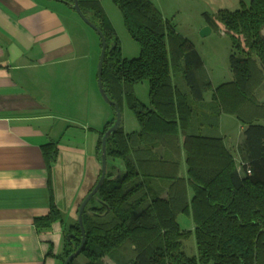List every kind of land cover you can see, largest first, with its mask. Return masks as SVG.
Segmentation results:
<instances>
[{"label": "trees", "instance_id": "1", "mask_svg": "<svg viewBox=\"0 0 264 264\" xmlns=\"http://www.w3.org/2000/svg\"><path fill=\"white\" fill-rule=\"evenodd\" d=\"M57 1L74 9L73 0ZM113 1L140 45L136 58L123 57L119 38L99 4L81 0L79 4L86 16V9L94 11L98 21H91L107 40L106 92L121 108L127 98L141 130L127 132L120 125L107 138V161L113 158L123 169L120 175L107 170L86 206V242L70 264H108L106 257L115 264H264V115L247 111L249 105L264 109V102L254 97L264 81V0L241 1L240 9L219 11L218 22L233 42V80L217 87L202 72L204 61L195 44L178 33L151 0ZM205 20L212 28L217 26L207 13ZM172 65L182 69L187 89L174 82ZM143 80L150 84L149 105L133 92ZM209 91L212 99L205 102ZM113 111L114 117L99 133L100 161L102 137L116 119L114 106ZM223 113L245 125L239 164L219 131ZM42 147L51 169L59 153L57 144ZM183 151L187 177L180 175ZM80 205L77 217L65 220L67 208L53 198L50 213L35 219L38 231L47 232L60 220L68 224L63 253L55 256L59 264L82 242ZM180 213L194 221L197 254H188L183 246L192 230L182 228ZM48 255L54 256L52 244ZM80 256L85 258L82 263Z\"/></svg>", "mask_w": 264, "mask_h": 264}, {"label": "crops", "instance_id": "2", "mask_svg": "<svg viewBox=\"0 0 264 264\" xmlns=\"http://www.w3.org/2000/svg\"><path fill=\"white\" fill-rule=\"evenodd\" d=\"M62 7L53 0H0V264H59L62 223L38 231L35 219L50 213L53 198L64 197L54 180L63 158L97 172L99 133L114 117L98 88L101 42L81 45L71 27L75 14ZM232 80L233 73L222 83ZM211 99L205 93L204 101ZM243 139L237 151L227 145L238 164ZM50 142L59 150L51 169L42 147ZM184 162L183 151L181 167Z\"/></svg>", "mask_w": 264, "mask_h": 264}, {"label": "rangeland", "instance_id": "3", "mask_svg": "<svg viewBox=\"0 0 264 264\" xmlns=\"http://www.w3.org/2000/svg\"><path fill=\"white\" fill-rule=\"evenodd\" d=\"M58 6H64L70 8V10L75 14V22L77 25L71 23V27L76 31V38L81 43V45L86 42H94L99 44L101 38L97 31L87 24L69 5L53 0ZM81 1H91L94 4H99L103 13L106 15L107 19L110 21L116 36L119 38L121 43V50L123 57L127 59H133L140 55V45L135 41L130 33L128 32L126 25L124 23V18L121 10L115 4L113 0H81ZM155 7L162 13L163 17L170 20L173 25H175L176 30L185 38L191 40L196 49L199 51L204 65L202 72H204L211 80L213 86H217L224 81L232 79V72L230 68V57L233 49L232 38L229 33L226 32L224 26L218 22V13L222 9H228L234 11L240 9L241 1L248 0H151ZM63 8V7H62ZM87 16L90 20L98 21L95 16L94 11L88 10ZM205 13L209 14L217 23V26L211 27L210 31H204L206 24ZM204 31V32H203ZM206 33V34H203ZM111 44L112 39H110ZM101 52V49H100ZM173 80L175 83L181 85L183 89L186 88L185 81L182 80V70L172 65ZM99 88V87H98ZM100 91V90H99ZM149 91L150 84L148 80H143L136 83L133 86V92L135 96L140 99L143 103H149ZM101 94V93H100ZM103 97V96H102ZM257 100H264V81L259 87L256 88L255 96ZM104 99V98H103ZM105 102V101H104ZM113 109V105L108 102L105 103ZM122 126L125 131H140L141 125L139 121L134 116L133 111L130 109L127 98L123 99L122 103ZM247 111L250 113L258 112L264 115V109L257 110L253 105L247 107ZM257 113V114H258ZM71 123L77 122L74 118L69 119ZM69 121V122H70ZM64 122V123H69ZM75 124V123H74ZM79 125V123L77 124ZM244 124L233 114L223 113L220 117L219 131L224 136L226 145L230 146L233 151H237V145L243 139V127ZM179 151H174V157L178 156ZM98 157L100 155L98 154ZM112 159L109 158L107 161V170L120 175L114 166H112ZM100 160V158H99ZM67 157L63 158L62 162L58 167L55 168V183L60 196L64 197L59 202L63 208H67L65 220H72L77 217L76 209L78 204L82 203V200L87 196L89 189L95 185L99 174L101 171V162L98 161L97 172L91 173L90 168L83 172L82 168L74 166L73 162ZM241 161V160H240ZM97 163V164H98ZM123 163V162H122ZM181 167L184 174L186 172L185 162ZM118 166V165H117ZM121 169L122 167L119 166ZM119 168V169H120ZM189 192H191V186L188 187ZM193 191V190H192ZM73 216V217H72ZM62 226L65 228L68 226L61 220ZM178 222L183 229L192 230V234L183 240V246L188 254H197V242L195 238V224L191 216L184 213L178 215ZM66 225V226H65ZM78 262L82 263L85 261L84 256L78 257ZM106 263L114 264L109 258H105Z\"/></svg>", "mask_w": 264, "mask_h": 264}, {"label": "water", "instance_id": "4", "mask_svg": "<svg viewBox=\"0 0 264 264\" xmlns=\"http://www.w3.org/2000/svg\"><path fill=\"white\" fill-rule=\"evenodd\" d=\"M73 7L76 10V12L79 14V16L87 24H89L92 28H94L97 31V33L99 34V36L101 38L102 47H101V54H100V58H99V62H98V87H99L100 93L103 96L104 100L115 107L116 119H115L114 124L105 131V133L102 137V146H101V165L102 166H101L100 178H99L97 184L95 185V187L83 199V201L80 205V208H79L78 221H79V224H80V227L82 230V234H83L82 242H81L80 246L77 248V250L75 252L71 253L66 258L64 264H70V262L81 253V251L85 245L86 234H85V228H84V224H83L84 210L86 209V206L91 201V199L94 197V195L98 192V190L100 189V187L102 186V184L106 178V174H107V138L113 132H115L120 127V125L122 123V109L115 101H113L109 98V96L106 92V89L104 87V83H103V64H104L106 51L108 48L106 37H105L103 31L84 14V12L82 11V8L79 4V0H73ZM204 31H210V26L207 25L205 27ZM203 34H206V33H203Z\"/></svg>", "mask_w": 264, "mask_h": 264}]
</instances>
